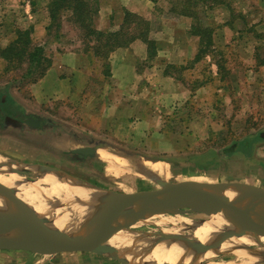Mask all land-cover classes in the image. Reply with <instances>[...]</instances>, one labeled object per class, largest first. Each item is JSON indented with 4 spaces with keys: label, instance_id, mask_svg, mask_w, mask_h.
I'll return each mask as SVG.
<instances>
[{
    "label": "crops",
    "instance_id": "obj_1",
    "mask_svg": "<svg viewBox=\"0 0 264 264\" xmlns=\"http://www.w3.org/2000/svg\"><path fill=\"white\" fill-rule=\"evenodd\" d=\"M245 1L243 22L252 25L250 32L237 26L239 22L232 16L233 7L224 0L207 9L211 13L223 12L226 17L215 19V24H218L216 27L223 30L219 32L216 28L215 40L218 41V35L220 39L224 36L229 39L242 38L244 33L253 35L255 29L264 26V2ZM19 3H24L22 6H26L28 16L20 15L19 21H14L16 24L12 25L13 22L1 13L0 25L4 27H0V51L17 39L19 30L32 29L33 43L43 46L44 55L51 63L42 76H38L36 62L28 65L24 76L29 79L21 83V77H13V73L21 66L9 68L6 58L0 54V155L5 158L3 164L8 167V171L24 177L25 181L35 182L47 173H54L49 169L54 168L74 176L78 180H73L82 185L119 193L153 190L162 187L164 183L183 181L170 179V173H173L171 164L174 160L185 159L194 138L186 130L172 131L168 122L176 119L181 121L183 117L186 122L190 120L189 112L182 113L187 100L193 92H207L201 77H195L194 90L185 79L187 66L192 67L187 61H194L200 47V37L189 33L192 18L171 12L164 18L160 14L162 9L159 0H106L100 5L95 27L102 31H116L123 22L125 11L135 12L150 21V37L156 41V52L150 58L147 44L137 38L127 46L115 48L104 58L95 55L92 50L79 48L77 44L65 50L50 48L47 36L51 17L48 11L45 15L34 12L36 0H19ZM211 51L205 53V57L211 56ZM245 69L231 68L230 77L235 83L220 85L215 81V86L209 85L208 89L215 87L210 94L215 102V111L210 106L211 111L208 112L211 113H206L211 118L208 132H213L212 125L218 121L217 112L224 100L227 97L236 100L240 94L238 91L246 87L243 85L245 79H237L235 76V73L241 76L245 74ZM52 73L57 87L45 85L49 84L46 80ZM32 76L37 77L36 80L31 81ZM226 94L228 96L225 97ZM56 100L66 103L77 114L82 112L79 116L86 121L77 124L74 118L66 120L54 113L47 115L44 105H50L51 101ZM161 118L167 120L162 127ZM2 131L6 136L1 135ZM19 136L31 140L21 141L16 138ZM253 137L249 134L242 140H233L232 144L237 145L234 149L245 154L251 152L252 140L257 141ZM254 146L263 150L264 142ZM215 152L220 153L217 148ZM104 153L107 156L102 155ZM44 157L50 158L51 164L42 161ZM157 162L165 164V175L149 165ZM124 167L136 174L134 185L137 188L131 191L116 187L125 180L121 170ZM0 250L9 252L17 249ZM18 250H26L30 261L36 264H58L59 258L65 257L67 252L80 254L74 264H86L89 258H94L96 263L104 261L107 264L112 258L107 253L88 250L68 249L49 253ZM223 254L228 256L231 253ZM54 256L58 258L55 262L52 261ZM60 264L66 263L61 261Z\"/></svg>",
    "mask_w": 264,
    "mask_h": 264
},
{
    "label": "rangeland",
    "instance_id": "obj_2",
    "mask_svg": "<svg viewBox=\"0 0 264 264\" xmlns=\"http://www.w3.org/2000/svg\"><path fill=\"white\" fill-rule=\"evenodd\" d=\"M49 1L50 0H48V2L47 0H39L38 2L36 0V6L34 5L33 11L39 12V14L42 15H45L47 11L49 13ZM101 1L104 2L106 0H100V2ZM239 1L240 0H224V2L229 3L231 7H233L232 16H234V18L238 20L239 23H237V26L242 27L245 31L250 32V29L253 28L252 25L247 22H243L245 12H243L242 10L244 9V7H246V1ZM262 2H264V0H262ZM22 4L19 3V0H0V21L1 13H4L3 16L6 15L7 18H9V21L13 22L12 25L16 24L14 23V21H19L18 17L20 15L28 16V14H26L25 12L26 6L24 7L22 6ZM159 7L160 9H162V13L160 12V14H162L164 18H167V16L170 14V2L168 0H159ZM205 11L206 12L204 13L202 12L203 20L206 23L211 24V26L214 28V44L213 46H207V48L205 49H210V51L212 50L211 52L213 53L209 57H205L206 55H204L200 62H197L199 64H195L196 62H193L192 60L187 61V64L191 65L192 67L187 66V76L185 77V79L187 78L189 85L191 86L192 90H194L196 86V83L194 82L195 77L198 79L201 77L203 79V83L205 85L204 87L207 89V92L203 94H199L198 92L197 94H195V92H193L191 97L184 105V108L182 107L184 109H182V113L189 112L188 118L190 120H187V122L189 123L185 121L184 117L181 121H177L178 119H176L177 122L175 120L168 122V126L173 129L172 131L177 130V132H182L186 130L192 135V138H194L193 145L191 146V148H188V153L184 156L185 159H182L181 161L174 160L173 164H171L173 173H170V179H192L199 181L236 180L251 182L253 184L260 185V187L263 186L264 188V149L262 150L254 146L256 145V143H258L259 145V143L264 142V137H261L260 135L261 132H264V68L262 67V65H264V26L259 30L255 29L253 32L254 36L251 33H244L242 38L229 39L224 36L220 39L218 35L217 41L215 40V32L217 28L216 25L218 24H215V21L218 19H225V14L223 12L211 13L208 10ZM60 12L61 14L59 15V17L61 18V23L59 22L60 24H57V20H59V18H57L56 20L52 21V24H50V29L48 30L49 35L47 37L49 40V47H58L65 50L66 48H71L73 47V45L77 44L79 48H85L88 44L87 39H85V37L83 36V31L70 21V10L62 9ZM261 14L263 13L261 12ZM262 17L263 21L264 15ZM212 23L214 25H212ZM0 27L2 29L4 27L3 24L0 25ZM217 30L219 32L223 31L221 27H218ZM243 44H245L244 47H242ZM218 63H220V65H222V63L224 64V69L220 72L218 71L217 67ZM28 65L29 63L26 60V62H23V64L21 65V68L16 69V71L13 73V77L15 78L21 77V83H23L25 79H29L28 76H24L28 69ZM171 67L175 70L173 66ZM232 67L247 68L249 70L246 71L247 69H245V74L242 73V76L240 73H235L237 79H245V83L243 85H245L246 87H243L242 91H238L240 93L239 95L241 96L238 95L235 98L236 100H234L235 102L232 101L233 98L231 97H227L224 100V102L221 104L222 106H219L220 109L217 112L218 121L216 120L212 125V129L214 130H211L213 132H208L210 128L209 124L211 118L206 113H211L208 112L211 111L210 106L213 107L215 111V102L213 103L212 97L210 96L211 92L215 90V87L214 89H208V87L209 85L215 86V81H217L220 85H222V83H225L224 85H226L229 82H233L234 79L230 77ZM22 74L23 76H21ZM53 76L54 73H52L46 80L49 82V84L45 83L46 86L50 87L51 84L53 87H57V85L54 84L55 81ZM226 96L228 95L226 94L225 97ZM51 102V106L47 104V106L44 105L45 107L43 108L44 110L46 109V112H48L46 113L47 115L54 113L56 114V116L64 118L66 120L74 118L77 124H82L86 121L79 116V114L81 115L82 112L77 114L75 110L71 109L66 103H62L58 100ZM182 116H184V114ZM205 118H209L210 120H206ZM161 119L162 127V124L165 125L167 120L163 118ZM3 133L4 131L1 132V135H3ZM249 134L254 135L253 139L257 140H252L251 144L253 149L251 148V152H247L245 154L239 149L235 150L234 148H236L237 145L232 144L234 142L233 140H242L245 136H249ZM16 138L21 141L31 140L29 138L25 139L21 136ZM1 144L3 145V143ZM215 148H217L220 153H216ZM254 149L256 151L253 153ZM24 153L29 152L24 151ZM49 160L51 159L45 157L42 159V161H46L47 163L51 164V161ZM124 169L121 170L123 173V178H125V180H123L122 184H118L117 186H115L117 188H123L126 191H131L134 188H137L134 185L136 181V174L132 171H129L127 168L125 170ZM110 171L111 173H113L112 170ZM111 176L114 177V175L112 174ZM209 215L211 214L193 210L189 206L182 207L177 212L166 214V216H169V218L183 217L195 220L208 218ZM126 231L137 235L145 234L148 236V238L150 237L151 243L155 245L161 243L164 238L168 237L166 234L168 232H164L161 226L150 223L142 226L134 224L126 229ZM191 231V229L187 228L184 229V231L180 234L182 235V237L193 241L197 238L194 237L193 234H191ZM226 231H228V229ZM224 232L220 233L222 234ZM174 237H177V235H174ZM248 247H251V249L257 248L258 244H254ZM196 251L197 253L206 252L200 250ZM27 255L29 254L26 250L17 249L11 250L9 252H7V250L5 252L0 250V264H36V262H33L32 260L30 261ZM65 255L66 256L63 258H59L60 261L58 264H60L61 261H64L66 264H69V262L71 264H74V262L78 261L77 257H79L80 254L77 255L67 252ZM108 256L110 257L109 254ZM113 257L114 256H112L111 260H108L107 264L126 263H121L118 260H115ZM57 259L58 258H55L54 256V258H52V261L55 262L57 261ZM86 264L106 263L104 261L96 263V261H94V258H89ZM199 264H264V257L255 262H243L239 260L235 254H228V256H226L223 253H220V255L216 256L215 258L206 260L203 263Z\"/></svg>",
    "mask_w": 264,
    "mask_h": 264
},
{
    "label": "water",
    "instance_id": "obj_3",
    "mask_svg": "<svg viewBox=\"0 0 264 264\" xmlns=\"http://www.w3.org/2000/svg\"><path fill=\"white\" fill-rule=\"evenodd\" d=\"M261 136L264 137V132H261ZM49 169L62 178L77 179L64 171ZM90 188L102 190L97 187ZM112 193L116 195V200L113 198L112 202L115 206H120L119 208L103 206L96 202L91 215L84 223L73 228L61 229L32 210L17 196L14 189L0 183V194L7 198L11 206L6 211H0V229L3 226L1 219H7L15 213L27 219L11 232L1 233L0 230V249H31L44 253L68 249L88 250L107 253L120 261L130 263L117 247L111 245L113 236L138 222L177 212L186 206L208 214L221 212L235 225L244 222L245 231L264 235V188L251 183L183 180L164 183L162 187L153 190ZM198 193L209 196L211 201L206 207H199L193 203L192 198ZM211 203L212 207H210ZM224 231H221L224 232L220 234L221 238L245 233V231L241 233L230 231L228 227ZM190 243L193 249L200 251H206L213 246L217 249L221 246L218 244L212 246L197 239Z\"/></svg>",
    "mask_w": 264,
    "mask_h": 264
},
{
    "label": "bare ground",
    "instance_id": "obj_4",
    "mask_svg": "<svg viewBox=\"0 0 264 264\" xmlns=\"http://www.w3.org/2000/svg\"><path fill=\"white\" fill-rule=\"evenodd\" d=\"M102 155L107 156L106 153ZM3 163L5 158L0 155V182L8 188H13L25 204L58 228L69 229L84 223L91 215L96 202L103 206L120 207L112 202L113 198L116 200V195L107 190H94L54 173H47L35 182L25 181L24 177L8 171V167ZM149 165L161 174L165 175L167 172L163 162L149 163ZM192 201L196 206L206 207L211 200L207 194L198 193ZM211 205L212 203L210 207ZM10 207L7 198L0 194V211H6ZM1 220L3 225L0 229L1 233H7L27 219L15 213ZM149 223L161 226L164 232H168L166 233L168 237L155 245L145 234L137 235L121 230L111 239V245L117 247L133 264H199L226 252L235 254L243 262H255L264 257V235L245 231L244 222L237 226L228 221L221 212L212 213L208 218L198 220L183 217L169 218L165 214L151 217L135 225L142 226ZM225 227L230 231L239 233L245 231V233L221 238L220 232L224 231ZM187 228L192 230L191 234L198 240L210 243L212 246L217 244L221 246L217 249L213 246L206 252L197 253L190 241L180 234ZM254 244H258V247L252 249L248 247Z\"/></svg>",
    "mask_w": 264,
    "mask_h": 264
},
{
    "label": "trees",
    "instance_id": "obj_5",
    "mask_svg": "<svg viewBox=\"0 0 264 264\" xmlns=\"http://www.w3.org/2000/svg\"><path fill=\"white\" fill-rule=\"evenodd\" d=\"M168 1L170 2L169 11L171 13L192 18L189 33L200 37V47L193 62L200 61L205 53L210 52V49L205 48L214 44V28L203 20L202 12L204 13L205 10L213 8L222 0ZM101 3L100 0H50L48 4L51 17L50 24L57 18H59L57 24H60V11L68 9L71 12L69 15L70 21L83 31L82 34L87 39L88 44L84 50H92L95 55L106 58L115 48L127 46L135 39L140 38L147 44L149 57H153L156 52V41L150 37V21L135 12L126 10L123 22L118 30H99L94 23ZM31 31L32 29L19 30L17 39L2 49L0 54L6 58L9 68L21 66L26 60L29 65L36 62L38 76H42L49 67L51 60L44 55L43 46L33 43ZM218 66L220 71L224 69L223 63L222 65L218 63ZM31 78H33L31 81H34L37 77L32 76Z\"/></svg>",
    "mask_w": 264,
    "mask_h": 264
}]
</instances>
